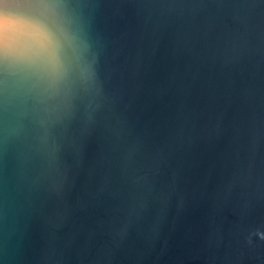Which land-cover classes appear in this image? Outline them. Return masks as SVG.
<instances>
[{"label":"water","instance_id":"obj_1","mask_svg":"<svg viewBox=\"0 0 264 264\" xmlns=\"http://www.w3.org/2000/svg\"><path fill=\"white\" fill-rule=\"evenodd\" d=\"M65 2L96 88L0 92V264H264V0Z\"/></svg>","mask_w":264,"mask_h":264},{"label":"clouds","instance_id":"obj_2","mask_svg":"<svg viewBox=\"0 0 264 264\" xmlns=\"http://www.w3.org/2000/svg\"><path fill=\"white\" fill-rule=\"evenodd\" d=\"M15 7V31L0 34V92L42 122L67 115L96 88L83 26L65 0H24Z\"/></svg>","mask_w":264,"mask_h":264}]
</instances>
